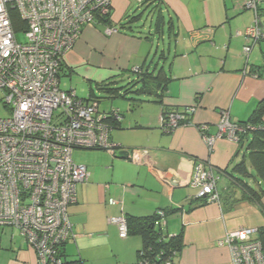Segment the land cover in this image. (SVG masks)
Masks as SVG:
<instances>
[{
	"label": "crops",
	"instance_id": "1",
	"mask_svg": "<svg viewBox=\"0 0 264 264\" xmlns=\"http://www.w3.org/2000/svg\"><path fill=\"white\" fill-rule=\"evenodd\" d=\"M243 2L112 0L111 25H119L127 13L141 12L136 32L107 33L104 21L82 27L63 57L59 84L63 76L69 85L62 90L78 95L76 87L81 85L88 91L86 97L93 93L90 97L99 101L95 93L101 92L97 88L101 83L125 78L136 67L153 72L162 67L169 80L158 101L133 104L126 113L124 105H116L121 119L110 139L127 157L101 150L83 164L89 177L77 184V200L68 207L72 236L61 247L62 261L136 264L142 238L119 237L109 222L116 215L146 217L175 210L161 226L165 235L182 233L175 264H231L230 251L219 244L220 239L239 228L264 226L262 211L243 196V189L229 175L236 173L234 166L241 161L248 166L245 144L221 138L209 151L196 128L208 124L214 134L222 110L233 122L246 121L264 98V39L247 56L243 54L244 32L254 21V12L244 9ZM259 4V26L264 31V0ZM187 106L195 107L188 117L190 124L171 132L160 128L162 112ZM143 149L148 151L145 156L133 154ZM201 162L220 175L216 202L202 204L197 189L189 184ZM0 264L40 263L14 228L0 226Z\"/></svg>",
	"mask_w": 264,
	"mask_h": 264
},
{
	"label": "built area",
	"instance_id": "2",
	"mask_svg": "<svg viewBox=\"0 0 264 264\" xmlns=\"http://www.w3.org/2000/svg\"><path fill=\"white\" fill-rule=\"evenodd\" d=\"M260 1L243 2L244 9L254 12L253 24L244 32L245 56L264 39L256 15ZM111 3L0 0V100L9 109V115L0 118V226L14 228L40 264H63L59 252L72 236L68 207L77 200V184L89 177L86 166L73 161V150L99 149L115 154L120 149L110 139L111 121L121 119L119 109L100 111L96 98H80L59 84L65 53L84 25L110 12ZM10 9L16 10L23 22L25 42L16 40ZM112 31L107 28V33ZM194 110L190 106L188 111ZM187 117L182 112H162L159 126L171 132L190 124ZM196 128L211 151L218 139L238 143L240 134L253 127L231 121L228 111L222 110L214 134L209 133L208 124ZM138 152L145 156L148 151L134 150L133 154ZM219 177L201 162L195 165L189 184L197 189V198L216 202ZM158 215L154 224L161 229L165 217L161 210ZM109 222L116 226L119 237L128 236L124 215L111 216ZM257 234L256 227H246L229 231L220 239L219 244L230 251L231 264H264ZM137 264L152 262L139 251Z\"/></svg>",
	"mask_w": 264,
	"mask_h": 264
},
{
	"label": "trees",
	"instance_id": "3",
	"mask_svg": "<svg viewBox=\"0 0 264 264\" xmlns=\"http://www.w3.org/2000/svg\"><path fill=\"white\" fill-rule=\"evenodd\" d=\"M158 2L160 0H154ZM259 3L256 5V15L259 16ZM154 8V7H153ZM110 12L107 15H97L94 18L93 23L104 21L108 23L109 28L114 30L126 29L128 32H136L135 23L140 20L141 12L127 13L119 25H111L109 21ZM11 21L14 26L15 32H19L22 29L23 22L18 16L16 10L10 9ZM158 19V17L156 18ZM157 25L158 20H156ZM173 25L171 24V27ZM158 27V26H157ZM160 34V32H157ZM262 40V39H261ZM260 41V40H259ZM258 41V42H259ZM63 61L60 63V70L62 69ZM60 73V71H59ZM121 79L119 77H113L101 83L97 88L103 93L106 98L121 97L128 100L132 105L139 104L145 101H158L166 89V84L169 78L163 72V68H159L157 72L149 71L146 68L138 67L137 69H131L126 73V77ZM93 96V93L89 94L87 98ZM86 99V98H83ZM189 107H184L182 110H174L182 112L188 117L192 114L189 112ZM109 111V110H108ZM173 111V110H168ZM168 111H164L168 112ZM107 112V111H105ZM264 98L259 101L254 108L249 118L246 121L240 122L242 125L250 124L252 129L246 130L240 134L239 144H245L246 158L249 160L250 166L253 169L254 174L250 172L248 166L244 161L237 163L234 166L236 173L229 172L231 179L235 181L243 189V196L249 201L253 202L264 214V206L262 203V197L264 196ZM187 117V118H188ZM119 123V120H112L111 124L114 128ZM244 142V143H243ZM247 177V178H246ZM253 180L258 182L259 188H255L248 181ZM201 199V198H199ZM202 204L206 202L205 199H201ZM205 201V202H204ZM164 217L175 210L164 211L161 210ZM177 211V210H176ZM159 218L158 211L151 216L136 217L127 216V228L128 234H137L142 238V247L140 251L142 254L149 258L152 264H165L166 260L170 264H175V259L181 249L182 233H178L172 236H167L161 232L159 227L155 226V221ZM257 239L261 242L264 249V226L258 229ZM61 256V250L59 257ZM63 264H80L79 261L66 262L63 260ZM137 264V262H136Z\"/></svg>",
	"mask_w": 264,
	"mask_h": 264
},
{
	"label": "rangeland",
	"instance_id": "4",
	"mask_svg": "<svg viewBox=\"0 0 264 264\" xmlns=\"http://www.w3.org/2000/svg\"><path fill=\"white\" fill-rule=\"evenodd\" d=\"M16 40L18 42H25V36L22 31H19L16 33ZM69 85V81L66 77L61 76L60 77V88L61 89H66V87ZM77 93L80 98H87L88 91L86 88L82 87L81 85L77 86ZM96 97L99 99V105L98 109L100 111L102 110H110L113 108H117L118 106L116 105H124L125 107H122L123 112H130L132 108L129 106H132V103H130L128 100L123 99L121 97H116V98H106L101 92H96L95 93ZM129 104V105H128ZM135 104V103H134ZM127 106V110H126ZM119 108V107H118ZM125 112V113H126ZM9 115V109L7 106L4 105V103L0 100V118L1 117H6ZM99 150H90V149H74L72 152V159L75 163H80V164H88V162H91L94 157L97 156L96 153H102L103 151ZM248 168L252 174H254L252 167L250 166V163H248ZM254 180V179H253ZM253 180H248L251 185H254ZM195 194V193H194Z\"/></svg>",
	"mask_w": 264,
	"mask_h": 264
},
{
	"label": "water",
	"instance_id": "5",
	"mask_svg": "<svg viewBox=\"0 0 264 264\" xmlns=\"http://www.w3.org/2000/svg\"><path fill=\"white\" fill-rule=\"evenodd\" d=\"M116 157H118V158H126L127 157V153L124 150H120V151L116 152Z\"/></svg>",
	"mask_w": 264,
	"mask_h": 264
}]
</instances>
